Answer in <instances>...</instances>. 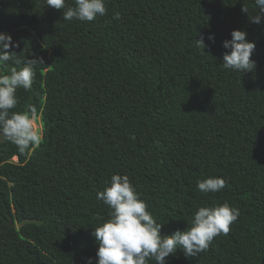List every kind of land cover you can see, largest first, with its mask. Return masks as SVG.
Returning <instances> with one entry per match:
<instances>
[{"label": "trees", "instance_id": "1", "mask_svg": "<svg viewBox=\"0 0 264 264\" xmlns=\"http://www.w3.org/2000/svg\"><path fill=\"white\" fill-rule=\"evenodd\" d=\"M106 8L92 22L66 21L46 0H0L11 51L44 61L12 110L36 107L40 145L21 153L0 135V264H95L92 231L109 215L96 194L113 174L129 177L161 235L191 227L201 206L239 209L227 235L168 264H264V23L250 21L254 0ZM233 30L256 44L253 72L222 67ZM210 176L225 188L199 192Z\"/></svg>", "mask_w": 264, "mask_h": 264}, {"label": "clouds", "instance_id": "2", "mask_svg": "<svg viewBox=\"0 0 264 264\" xmlns=\"http://www.w3.org/2000/svg\"><path fill=\"white\" fill-rule=\"evenodd\" d=\"M46 4L56 10L63 9L62 17L66 21L92 22L107 12L106 0H74L72 5L66 0H46ZM254 5L256 12L250 21L264 23V0H254ZM242 11L249 16L247 7L243 6ZM246 37V31L233 30L231 39L223 41V48L227 50L222 57L223 69L243 74L256 69V62L251 59L256 44ZM207 39L214 42L212 35ZM16 47L18 44L10 34L0 32V135L23 153L40 145L43 126L36 107L29 106L24 112L12 110L18 105L17 91L32 90L35 66L44 61L22 60L17 52L11 51ZM196 47L204 52L203 37L196 39ZM8 62L23 66L11 67L9 71ZM225 186L222 177L210 176L197 182L199 192L204 194L220 192ZM96 198L108 207L109 215L92 231L98 248L95 264H151L153 261L168 264L167 258L178 251H183L186 257L196 256L207 250L214 238L227 235L240 215L239 209L227 202L201 206L193 213L191 227L161 235L163 224L153 217L127 175L113 174L109 185L98 191ZM86 264H93V258H86Z\"/></svg>", "mask_w": 264, "mask_h": 264}, {"label": "rangeland", "instance_id": "3", "mask_svg": "<svg viewBox=\"0 0 264 264\" xmlns=\"http://www.w3.org/2000/svg\"><path fill=\"white\" fill-rule=\"evenodd\" d=\"M39 123L43 126L41 116H40V121H39Z\"/></svg>", "mask_w": 264, "mask_h": 264}]
</instances>
